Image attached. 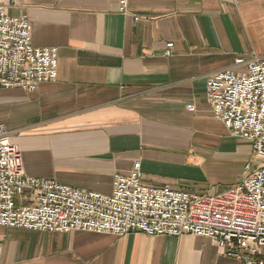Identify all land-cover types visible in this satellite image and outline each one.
I'll list each match as a JSON object with an SVG mask.
<instances>
[{
  "label": "crops",
  "instance_id": "crops-1",
  "mask_svg": "<svg viewBox=\"0 0 264 264\" xmlns=\"http://www.w3.org/2000/svg\"><path fill=\"white\" fill-rule=\"evenodd\" d=\"M127 11L110 0L9 7L31 20L33 46L58 49L59 74L34 93L0 86V126L30 178L111 195L114 175L140 162L144 185L195 192L208 163L251 153L215 118L206 85L238 58H264V0H129ZM0 264L240 262L191 235L0 228Z\"/></svg>",
  "mask_w": 264,
  "mask_h": 264
},
{
  "label": "built area",
  "instance_id": "built-area-1",
  "mask_svg": "<svg viewBox=\"0 0 264 264\" xmlns=\"http://www.w3.org/2000/svg\"><path fill=\"white\" fill-rule=\"evenodd\" d=\"M18 1L0 0V86L34 93L57 81L59 54L57 48L33 46L28 17L8 14ZM110 1L127 14L129 0ZM206 97L215 118L234 137L252 144L259 168L242 183L220 194L151 187L142 183L137 162L128 175H114L111 195L74 189L28 177L19 147L0 126V228L119 237L191 235L209 240L240 264H264V58H238L232 69L211 75Z\"/></svg>",
  "mask_w": 264,
  "mask_h": 264
},
{
  "label": "rangeland",
  "instance_id": "rangeland-1",
  "mask_svg": "<svg viewBox=\"0 0 264 264\" xmlns=\"http://www.w3.org/2000/svg\"><path fill=\"white\" fill-rule=\"evenodd\" d=\"M235 145L239 150L242 149L249 152L252 147L250 142L239 138L235 141ZM242 153L224 155L214 164L212 162L208 163L203 178L198 180L193 191L220 194L242 183L247 176L259 168L257 159L251 153Z\"/></svg>",
  "mask_w": 264,
  "mask_h": 264
}]
</instances>
